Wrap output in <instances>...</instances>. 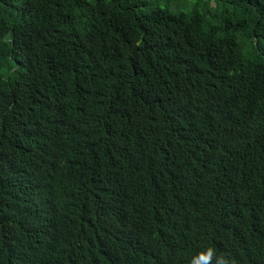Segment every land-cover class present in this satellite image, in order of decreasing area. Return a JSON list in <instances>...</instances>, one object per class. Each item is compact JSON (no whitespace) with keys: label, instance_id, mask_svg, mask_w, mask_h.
<instances>
[{"label":"trees","instance_id":"1","mask_svg":"<svg viewBox=\"0 0 264 264\" xmlns=\"http://www.w3.org/2000/svg\"><path fill=\"white\" fill-rule=\"evenodd\" d=\"M0 264H264V0H0Z\"/></svg>","mask_w":264,"mask_h":264}]
</instances>
